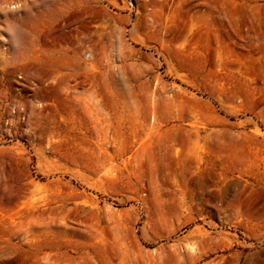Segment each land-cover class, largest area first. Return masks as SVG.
Here are the masks:
<instances>
[{"label": "rangeland", "instance_id": "obj_1", "mask_svg": "<svg viewBox=\"0 0 264 264\" xmlns=\"http://www.w3.org/2000/svg\"><path fill=\"white\" fill-rule=\"evenodd\" d=\"M0 264H264V0H0Z\"/></svg>", "mask_w": 264, "mask_h": 264}, {"label": "bare ground", "instance_id": "obj_2", "mask_svg": "<svg viewBox=\"0 0 264 264\" xmlns=\"http://www.w3.org/2000/svg\"><path fill=\"white\" fill-rule=\"evenodd\" d=\"M33 245V244H32Z\"/></svg>", "mask_w": 264, "mask_h": 264}]
</instances>
